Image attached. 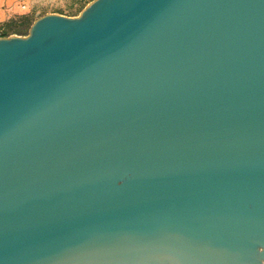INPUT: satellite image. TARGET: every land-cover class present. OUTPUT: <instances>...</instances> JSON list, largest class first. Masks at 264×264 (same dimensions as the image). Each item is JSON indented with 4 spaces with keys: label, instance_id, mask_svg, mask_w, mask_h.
Returning a JSON list of instances; mask_svg holds the SVG:
<instances>
[{
    "label": "water",
    "instance_id": "95a60500",
    "mask_svg": "<svg viewBox=\"0 0 264 264\" xmlns=\"http://www.w3.org/2000/svg\"><path fill=\"white\" fill-rule=\"evenodd\" d=\"M0 264H264V0L0 36Z\"/></svg>",
    "mask_w": 264,
    "mask_h": 264
},
{
    "label": "crops",
    "instance_id": "0c3cea01",
    "mask_svg": "<svg viewBox=\"0 0 264 264\" xmlns=\"http://www.w3.org/2000/svg\"><path fill=\"white\" fill-rule=\"evenodd\" d=\"M51 0H0V21L5 22L17 17H24L26 20H30L32 23L39 18L48 13H57L63 14L67 16H77L80 14L82 9L85 6H81L82 2L86 0H80L78 7L76 6L74 9H78L77 13L74 14H67L60 10H48L47 9V2ZM55 1V0H53ZM92 0H90L86 5H88ZM25 3V7L23 4Z\"/></svg>",
    "mask_w": 264,
    "mask_h": 264
},
{
    "label": "rangeland",
    "instance_id": "374dc122",
    "mask_svg": "<svg viewBox=\"0 0 264 264\" xmlns=\"http://www.w3.org/2000/svg\"><path fill=\"white\" fill-rule=\"evenodd\" d=\"M80 0H51L50 2H47L46 6L48 10H60L63 11L67 14H74L78 12V9H74L76 6L78 7V5ZM84 1V0H83ZM90 0H86L85 2L81 3V6H87L86 3H88ZM19 18V17H17ZM9 21V20H8ZM7 22V21H5ZM4 23L0 21V24ZM32 24V22L30 20H25L24 22H22V25L20 26V33H13L11 35L17 34V35H23V34H28L29 32V28L30 25ZM10 35V36H11Z\"/></svg>",
    "mask_w": 264,
    "mask_h": 264
},
{
    "label": "trees",
    "instance_id": "16d2710c",
    "mask_svg": "<svg viewBox=\"0 0 264 264\" xmlns=\"http://www.w3.org/2000/svg\"><path fill=\"white\" fill-rule=\"evenodd\" d=\"M26 19L24 17L14 18L7 22L0 24V36H10L13 33H20V26L22 25V22H24ZM31 26V25H30ZM30 28V27H28ZM29 30V29H28ZM26 35V34H23Z\"/></svg>",
    "mask_w": 264,
    "mask_h": 264
},
{
    "label": "built area",
    "instance_id": "2783aa9c",
    "mask_svg": "<svg viewBox=\"0 0 264 264\" xmlns=\"http://www.w3.org/2000/svg\"><path fill=\"white\" fill-rule=\"evenodd\" d=\"M25 1V0H22V2ZM23 7H25V3L23 4Z\"/></svg>",
    "mask_w": 264,
    "mask_h": 264
}]
</instances>
